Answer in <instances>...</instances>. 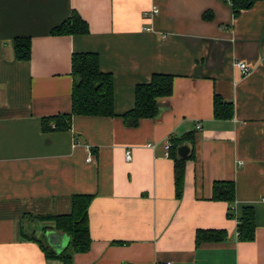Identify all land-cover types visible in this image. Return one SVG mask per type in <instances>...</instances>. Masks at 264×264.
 I'll return each mask as SVG.
<instances>
[{"label":"crops","instance_id":"obj_1","mask_svg":"<svg viewBox=\"0 0 264 264\" xmlns=\"http://www.w3.org/2000/svg\"><path fill=\"white\" fill-rule=\"evenodd\" d=\"M231 1L0 0V264H63L20 230L58 254L45 235L60 248L68 237L26 218L68 214L74 195L93 197L91 244L70 264H264V0L236 16ZM73 11L89 33L50 35ZM16 38H30L28 61L14 58ZM74 53L97 54L111 74L115 117L74 116L69 130L44 132L41 119L71 112ZM153 74L173 77L172 94L128 127L121 116ZM214 96L232 104L230 119H214ZM188 135L177 199L163 147ZM217 181L234 183L233 218L212 200ZM244 207L255 213L250 242L236 235ZM199 230L227 237L196 246Z\"/></svg>","mask_w":264,"mask_h":264},{"label":"trees","instance_id":"obj_2","mask_svg":"<svg viewBox=\"0 0 264 264\" xmlns=\"http://www.w3.org/2000/svg\"><path fill=\"white\" fill-rule=\"evenodd\" d=\"M256 0H232L233 15L240 10L249 9ZM89 33L87 23L81 16L72 12L60 24L54 26L52 36H82ZM14 58L18 61H28L31 56L30 38H16L13 40ZM71 112L65 115L41 119L42 130L66 131L69 130L72 117H115L113 105V78L111 74L103 73L99 67V57L95 53H74L71 56ZM173 77L165 74H153L148 83L140 84L134 90L133 108L121 116L128 127L137 126L141 119L154 118L158 113L157 100L169 97L172 94ZM233 115L231 103L223 101L220 97L213 98V117L217 120L230 119ZM53 125L54 127H51ZM168 151L174 162L175 196L181 199L183 194L185 158H179L177 149L192 141V135L183 139H171ZM190 158V156L188 157ZM91 195H74L71 198V209L68 214L58 216H28L26 220L50 223L49 229L63 233L68 237L66 248L59 254L54 253L46 245L43 238H37L34 233L27 234L20 230L23 239L30 240L39 245L47 259H57L63 264H70L75 254L86 253L91 244L89 234L88 207L92 200ZM212 200L229 204L227 217H234L233 204L235 202V186L230 181H217L212 186ZM46 229V228H45ZM255 213L251 207H244L236 226L237 239L241 242H250L254 239ZM224 231H202L195 235L196 246L202 243H220L226 240Z\"/></svg>","mask_w":264,"mask_h":264},{"label":"built area","instance_id":"obj_3","mask_svg":"<svg viewBox=\"0 0 264 264\" xmlns=\"http://www.w3.org/2000/svg\"><path fill=\"white\" fill-rule=\"evenodd\" d=\"M158 12H159V10H158V8L157 7H155V6H152L148 11H146L144 14H143V16L145 17V18H147V19H151L152 17H155L157 14H158ZM146 30L147 31H149L150 29H147L146 28ZM237 68H238V70H239V72L241 73V75H247L249 72H250V67L247 65V64H245V63H243V62H237ZM52 127H54V126H52ZM201 128V126H200V124H197L196 125V129L197 130H199ZM149 148H153L154 147V145L153 144H148L147 145ZM170 142L169 141H166L165 143H164V151L165 152H168L169 151V148H170ZM90 154H89V157H88V161H90ZM131 158H132V156H131V152L130 151H126L125 152V160L126 161H131ZM237 235V234H236ZM125 264V263H124ZM167 264H169V263H167Z\"/></svg>","mask_w":264,"mask_h":264},{"label":"water","instance_id":"obj_4","mask_svg":"<svg viewBox=\"0 0 264 264\" xmlns=\"http://www.w3.org/2000/svg\"><path fill=\"white\" fill-rule=\"evenodd\" d=\"M189 152V149L187 146H181L177 149V153L178 155L181 157V158H185L187 156ZM46 239H47V242L49 245H51V247L59 254L61 253L67 246L68 243H66L65 247L64 248H60V247H57L54 243H53V236H54V233H47L46 235Z\"/></svg>","mask_w":264,"mask_h":264}]
</instances>
